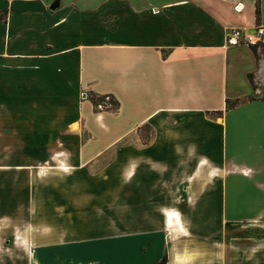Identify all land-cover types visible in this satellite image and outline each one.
Wrapping results in <instances>:
<instances>
[{
	"label": "crops",
	"instance_id": "obj_1",
	"mask_svg": "<svg viewBox=\"0 0 264 264\" xmlns=\"http://www.w3.org/2000/svg\"><path fill=\"white\" fill-rule=\"evenodd\" d=\"M256 7L0 0V85H16V102L23 87H39L44 107L16 117L59 135L16 147L10 164L54 167L43 188L30 177L29 206L14 192L6 201L0 170V221L28 214L48 238L39 255L29 251L31 264H264V41L225 40L231 28L264 26V0ZM85 85L113 94L118 110L93 113ZM10 101L0 94V105ZM77 121L86 142L71 129ZM143 124L152 140L128 142L84 173Z\"/></svg>",
	"mask_w": 264,
	"mask_h": 264
},
{
	"label": "rangeland",
	"instance_id": "obj_2",
	"mask_svg": "<svg viewBox=\"0 0 264 264\" xmlns=\"http://www.w3.org/2000/svg\"><path fill=\"white\" fill-rule=\"evenodd\" d=\"M7 62L5 61V64ZM11 63V62H10ZM4 85H0V94H5L6 97L14 99V101L3 102L0 105V158H4L5 165L0 166V170L4 173V190L6 194V201L11 202L13 199V192L17 194L21 204L29 206V180L33 178V184L37 187L43 188L45 186V177L54 168L51 165L43 164L36 166H16L10 164L16 162V147H29L37 146L42 147L46 143H50L52 137L55 138V132L51 131V128H45L43 126H37L35 128L24 127L25 120L28 118L16 117V111L25 113L29 110H41L44 105L38 101V96L35 93L38 92V88L23 87L22 94L17 95L20 101L16 102V85H12L7 78L4 81ZM44 93L40 92V97H43ZM36 98V101H34ZM80 98L90 101L92 104L93 113L115 112L118 110L119 101L110 93H97L90 85L81 87ZM31 99V100H29ZM102 117V116H101ZM40 120V119H36ZM71 129L78 133L82 141L86 142L91 134L84 127L80 121L75 122ZM63 130V129H61ZM153 128L150 124H143L135 129L131 134H128L120 138L116 145L106 150L95 162L82 169L85 174L96 172L104 164L110 162L114 158V154L118 147L125 145L128 142H140L146 143L153 138ZM57 136H59L57 134ZM57 138H55V141ZM58 151V150H57ZM55 151V152H57ZM61 167V166H60ZM64 168V167H63ZM66 168V166H65ZM64 168V169H65ZM32 171V174L30 173ZM247 172L249 171L246 169ZM36 171V172H35ZM68 171V169L64 170ZM36 173V178L34 175ZM19 174V175H18ZM32 175V176H30ZM9 194V195H8ZM98 216V214H96ZM95 215V216H96ZM17 220L20 219V224L14 225L8 218L4 221H0V259L6 260L5 264H31L28 259L29 251L32 254H40L41 248L37 247L44 241H47L43 227L37 224L36 227L28 224V214L16 215ZM34 227V228H33ZM38 248V250L36 249ZM33 256V255H32ZM33 260V259H32ZM32 264H45L44 262L33 261ZM89 264H93L92 262Z\"/></svg>",
	"mask_w": 264,
	"mask_h": 264
},
{
	"label": "built area",
	"instance_id": "obj_3",
	"mask_svg": "<svg viewBox=\"0 0 264 264\" xmlns=\"http://www.w3.org/2000/svg\"><path fill=\"white\" fill-rule=\"evenodd\" d=\"M227 45L246 44L257 46L264 41V26L258 24L253 31H244L239 28H231L226 34Z\"/></svg>",
	"mask_w": 264,
	"mask_h": 264
},
{
	"label": "trees",
	"instance_id": "obj_4",
	"mask_svg": "<svg viewBox=\"0 0 264 264\" xmlns=\"http://www.w3.org/2000/svg\"><path fill=\"white\" fill-rule=\"evenodd\" d=\"M256 11L258 12V0H256ZM255 51V50H254ZM237 101H234V102H228V106H231L233 104H235ZM166 262V257H163L160 262L158 264H165Z\"/></svg>",
	"mask_w": 264,
	"mask_h": 264
},
{
	"label": "bare ground",
	"instance_id": "obj_5",
	"mask_svg": "<svg viewBox=\"0 0 264 264\" xmlns=\"http://www.w3.org/2000/svg\"><path fill=\"white\" fill-rule=\"evenodd\" d=\"M61 154V151H57V152H55V155L56 156H58V155H60ZM63 163V162H62ZM66 165V164H65ZM168 221L171 223L172 222V220H171V216H170V214L168 215Z\"/></svg>",
	"mask_w": 264,
	"mask_h": 264
}]
</instances>
